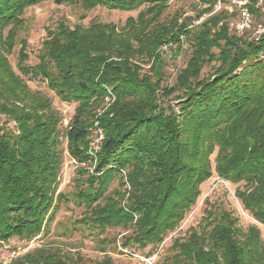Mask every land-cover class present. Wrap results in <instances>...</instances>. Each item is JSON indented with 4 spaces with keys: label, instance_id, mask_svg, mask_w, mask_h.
Listing matches in <instances>:
<instances>
[{
    "label": "trees",
    "instance_id": "obj_1",
    "mask_svg": "<svg viewBox=\"0 0 264 264\" xmlns=\"http://www.w3.org/2000/svg\"><path fill=\"white\" fill-rule=\"evenodd\" d=\"M44 1L0 0V113L6 116L0 124V242L47 233L49 219L69 200V194L58 191L64 139L79 164L93 161L88 136L98 114L105 133L99 160L91 172L79 167L70 194L86 208L76 221L82 228L98 234L109 227L131 229L123 235L124 247L162 243L196 204L201 185L213 174L210 157L216 149L215 170L225 180L245 182L237 196L264 224V32L249 39L232 33L234 14L226 8L214 11L219 0H197L206 5L197 18L208 16L192 26V18L162 20L171 0H55L85 12L97 6H143L121 28L95 19L73 27L59 22L48 30L35 65L25 64L27 41L21 39L23 75L45 81L60 100L77 103L63 126L51 97L32 90L8 58L26 28V9ZM257 4L248 0L245 6L260 15ZM181 35L190 43L191 56L175 83L164 86L157 49L165 40L180 41ZM152 58L144 70L141 63ZM214 62L213 71L202 76L204 66ZM108 87L115 100L101 113ZM116 178L118 187L109 192ZM126 195L127 207L122 205ZM173 249L160 264H264L260 228L244 230L231 211L213 205ZM7 264L88 263L69 250L43 246ZM92 264L115 263L107 254Z\"/></svg>",
    "mask_w": 264,
    "mask_h": 264
},
{
    "label": "rangeland",
    "instance_id": "obj_2",
    "mask_svg": "<svg viewBox=\"0 0 264 264\" xmlns=\"http://www.w3.org/2000/svg\"><path fill=\"white\" fill-rule=\"evenodd\" d=\"M247 2L248 0H219L214 11L221 8L228 9L230 13L234 14L230 16L232 33H237L245 39L257 38L264 32V0H258L257 6L260 7V15L248 12L245 6ZM204 7L206 5L199 4L197 0H171L170 6L162 20L179 17V21L187 20L190 22L189 18H192L191 26L196 25L208 16V14H205L200 19L197 18L199 11ZM142 8L143 6L137 10H118L97 6L85 12L77 5L70 3L58 4L55 0H47L30 6L23 15L26 28L19 31L16 46L8 55V58L16 73L25 79L32 90L51 97L53 107L59 110L62 115V125L67 126L75 112L77 103L60 100L55 92L48 88L45 81L23 75L19 69L21 39H26L27 41L26 52L29 58L25 61V64L35 65L39 62L38 53L48 35V30H55L59 22L65 21L69 26L73 27L76 24L89 25L95 19L101 22L115 23L121 28L126 24L129 17L136 18ZM179 42L182 47H179ZM190 56L191 46L184 35L180 36V41L169 39L159 45L157 58L163 65L164 79L162 84L164 86L171 87L175 83L177 74L187 65ZM262 56L263 54H261ZM147 60L142 62L143 64L141 63L144 70L151 67L154 58ZM214 64L215 62L206 64L202 70V76L211 73ZM216 64L218 63L216 62ZM108 89L112 90L111 87H108ZM174 95L176 94H173L171 98ZM106 102L107 96L104 98L103 107ZM174 103H176V100H174ZM97 116L92 122L90 132L95 126L94 123L97 120ZM5 122L6 116L0 113V124ZM7 125L13 129L16 127L13 121H9ZM66 141L64 139V158L60 171L58 191L69 194V200L62 201L60 207L54 212L53 217L49 219L47 224V233L44 235H39L32 240L14 237L8 241L0 242V264H7L27 251L43 246H57L61 247V249L69 250L75 255H81L84 258V263L88 264L100 261L107 254L113 258L115 264H160L174 254L173 244L176 239H185L192 227H199L202 218L205 216L206 208H210L211 205L217 209L224 208L231 211L238 217V226L244 230H247L251 225H257L260 228L261 237L264 239V224L257 221L243 207L241 200L237 196L238 189L245 188V182L233 183L225 180L215 170L218 149L210 157L213 174L201 185V195L198 197L196 204L187 212L181 224L166 234L162 243L149 245L145 248L124 247L122 245L123 235L128 234L131 229L122 227H109L102 234L91 233L89 229L82 228L81 225L76 223L84 214L86 208L76 203L72 199V195H70L75 190V183L80 178L79 167L86 164H79L70 156ZM98 160L97 156L94 157V160L87 163L85 167L90 172L93 171ZM125 171H127L126 175L128 176L129 169L125 168ZM122 179H124L123 175ZM118 183L119 179L116 178L110 184L109 192L117 188ZM125 189L126 192L129 191L127 186ZM126 198H128V195L123 198L122 205L127 207L128 201L125 200ZM102 202L104 201L102 200Z\"/></svg>",
    "mask_w": 264,
    "mask_h": 264
},
{
    "label": "built area",
    "instance_id": "obj_3",
    "mask_svg": "<svg viewBox=\"0 0 264 264\" xmlns=\"http://www.w3.org/2000/svg\"><path fill=\"white\" fill-rule=\"evenodd\" d=\"M107 90H108L107 102H106L105 106L100 110L101 113L115 100L114 92L108 88H107ZM94 125L95 126H93V128L91 129V132L88 136V152L90 153V155L92 157H96L98 155L99 150H101V147H102L104 139H105L104 128L100 125L99 120H96ZM122 173H123L124 179L127 183L126 186L130 189L131 187L127 181L128 178L126 175L127 171H125V169H122Z\"/></svg>",
    "mask_w": 264,
    "mask_h": 264
}]
</instances>
